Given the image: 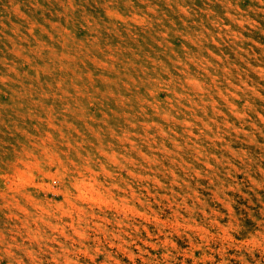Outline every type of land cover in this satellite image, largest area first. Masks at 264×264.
<instances>
[{"label":"rangeland","instance_id":"rangeland-1","mask_svg":"<svg viewBox=\"0 0 264 264\" xmlns=\"http://www.w3.org/2000/svg\"><path fill=\"white\" fill-rule=\"evenodd\" d=\"M0 264H264V0H0Z\"/></svg>","mask_w":264,"mask_h":264}]
</instances>
